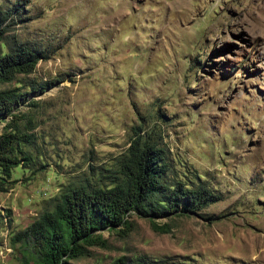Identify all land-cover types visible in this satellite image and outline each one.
I'll list each match as a JSON object with an SVG mask.
<instances>
[{
    "label": "rangeland",
    "instance_id": "obj_1",
    "mask_svg": "<svg viewBox=\"0 0 264 264\" xmlns=\"http://www.w3.org/2000/svg\"><path fill=\"white\" fill-rule=\"evenodd\" d=\"M8 35L40 48L0 81L24 158L0 181V264L11 236L62 191L109 185L137 133L166 183L203 186L192 213L134 212L70 264H264V0H0ZM4 49V44H2ZM164 227L165 230L153 227ZM248 233L258 242L245 248Z\"/></svg>",
    "mask_w": 264,
    "mask_h": 264
},
{
    "label": "trees",
    "instance_id": "obj_2",
    "mask_svg": "<svg viewBox=\"0 0 264 264\" xmlns=\"http://www.w3.org/2000/svg\"><path fill=\"white\" fill-rule=\"evenodd\" d=\"M5 17L0 11V81L29 72L45 57L40 48L8 35ZM15 97L9 90H0V118L9 114ZM21 141L28 138L17 124L5 122L0 132V181L24 158ZM166 170L161 149L140 141L136 133L118 159L109 185L81 182L62 191L11 240L23 243L24 255L32 264H70L69 259L82 254L86 246L103 242L101 230L126 226L131 212L151 217L192 213L209 201L211 194L203 186H187L180 180L166 183ZM118 261L122 263V258L114 264Z\"/></svg>",
    "mask_w": 264,
    "mask_h": 264
},
{
    "label": "bare ground",
    "instance_id": "obj_3",
    "mask_svg": "<svg viewBox=\"0 0 264 264\" xmlns=\"http://www.w3.org/2000/svg\"><path fill=\"white\" fill-rule=\"evenodd\" d=\"M245 241V248L248 249V247L252 244H255L258 242V236H255L251 233H248L244 239Z\"/></svg>",
    "mask_w": 264,
    "mask_h": 264
}]
</instances>
